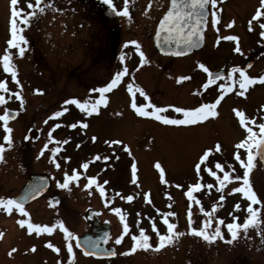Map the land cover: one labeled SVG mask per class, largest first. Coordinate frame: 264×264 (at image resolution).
Segmentation results:
<instances>
[{"label": "rangeland", "instance_id": "374dc122", "mask_svg": "<svg viewBox=\"0 0 264 264\" xmlns=\"http://www.w3.org/2000/svg\"><path fill=\"white\" fill-rule=\"evenodd\" d=\"M113 1L118 3L117 0ZM167 1L157 0L156 4L154 3L153 17H157V12L161 14L164 11L168 5ZM31 2L35 4V0ZM27 3L28 0H18L17 8L25 12L32 11L27 7ZM50 3L51 6L33 17L28 25L17 23V27L23 29L21 34L25 36L27 44H31L21 45L25 47V53L20 56L18 49L10 47L7 43L11 39L10 0H0V56L11 52L12 66L16 69L20 81V85L12 81L11 74L3 71V63L0 60V81H5L8 87L7 92L0 91V95L5 97V104L0 105V115L8 108L20 112L17 119L7 121L8 127L12 129L10 134L4 131V122L0 121V143L5 145L0 159V197L9 198L20 190L29 173L41 170L53 176V188L63 192L65 199L61 206H78L83 209L86 204L95 201L103 207L102 198L92 200L79 197L81 192H88L89 188L77 189L79 193L73 194L78 196L77 200L69 195L74 189L71 188L72 182L69 183L70 191L58 188L56 184V181H64V173H73L75 159L78 160L75 156L80 155V149L88 147L91 150L86 149L89 153L84 155L85 158L92 152L100 154L101 158L107 155L110 159L112 181L115 184L116 181L121 182V186L114 188L122 192V197L133 196V200L128 201L116 194L112 202V208L120 209V213L111 210L112 214L109 215L115 224V235H123L122 240L126 242L123 250L132 255V258L124 262L118 258L114 260V264H218V261L224 260L219 258L221 255L235 253L237 247H232L234 242H264V165L259 161L255 147L252 148L254 167L249 172V181L261 202L254 205L260 208V223L246 231L240 230L238 238L234 240L226 228L233 216H238L239 222H243L246 215L243 209L250 202L242 193L232 192V188L243 184L242 179L230 180L222 189L217 179L222 178L224 171H228L230 175L243 176L244 170L234 160V152L237 151L236 144L246 139L247 133L240 131L231 114V107L236 104L234 98L224 100L221 110L216 107V116H209L206 120L190 126L165 125L155 117L140 116L131 107L133 93L138 106L141 103L148 104L149 101L161 108H167L169 105L194 108L201 103H213L216 100V91L211 93L214 89H208L207 97L204 95L202 98L203 80H206V76L194 62L199 59L200 54H197V58L191 56L174 60L158 57L154 53L151 35L154 33L155 23H149L152 27L147 26L150 29L147 33L144 28L147 20L135 24L125 16L126 21L123 20L121 26L122 37L137 41L143 52L145 47L148 48L144 53L148 54L149 58L146 57L147 62L140 65L131 66L124 63V68L128 69L124 76L126 80H121L116 88L106 94L107 103L99 106L98 113L89 115L86 110L82 111L72 103L64 104V101L77 99L83 103L90 100L91 97L82 99L88 94V88L103 86L108 82L106 77L114 71V68H109L108 62H98L105 46V25L91 16L80 15L82 10L87 12L81 0H50ZM128 18L130 19L129 16ZM212 45L214 46V42H210L211 47ZM133 46L136 45L127 43L128 48ZM90 47L95 51L96 63L94 71L90 69L88 72ZM207 49L208 47L205 50ZM208 65L214 67L216 63L208 62ZM122 70L121 68L120 71ZM79 75L84 80H79ZM181 77L188 78L180 79ZM87 80L91 81L89 87H86ZM129 84L132 85V93L128 91ZM35 89H41L42 93L35 92ZM139 89H143L145 97L140 95ZM17 91L24 98L23 104L14 95ZM99 95L95 92L94 99ZM261 98L264 99V90L257 88L256 96H253L256 103L254 105H263L264 100L261 101ZM95 100L92 98L89 104ZM65 108L67 111H63ZM243 108L255 115L253 103L244 104ZM147 110L152 111L150 106ZM56 111L64 113L60 117H54L52 114ZM160 114L170 117L176 115L171 109ZM46 119L47 124L44 123ZM261 121L264 123V118ZM58 124H65L69 129L62 137L60 133L50 129ZM72 124H76V127H71ZM83 124L87 127H83ZM29 128L31 138L26 140ZM6 134L11 137V146L2 140ZM92 137L96 139L93 140ZM112 141H120V145L112 144ZM45 143H48V148L41 155ZM217 143L221 146L219 151L215 147ZM124 146H127V150ZM54 148L68 151L65 155L68 159L62 157V162L65 163L60 164L59 168L53 163ZM206 150H211L209 156L201 161L200 157ZM240 151L242 158L247 162V151ZM60 158L58 155L55 160ZM196 163L201 164V170H195ZM217 163L222 167L216 168ZM157 164L160 168L156 167ZM133 165L136 169L135 176L132 173ZM81 166L82 162L79 163V171ZM209 169L216 172L217 177H213ZM195 183L201 184V188L193 189L192 197H188L187 191ZM52 191L48 190L42 197H49ZM221 196L224 197L223 200L220 199ZM189 201L192 202L191 206ZM236 203L241 205L238 212L234 210ZM48 205L50 204L46 205L43 199H40L28 206V210L32 209L31 213L35 216L29 218V221L40 224V220L50 214L47 212ZM43 207H46L47 213L44 216L41 212ZM201 207L204 212H200ZM28 210L25 211L28 213ZM188 211L192 212V225L187 222ZM170 212L176 213L175 217H167L170 222L176 224L174 232L182 233L175 238L173 244L159 250L153 247L137 249L135 252L128 251L135 243L131 235H138L140 228L150 237V243H158L152 225L155 224L162 234H166L163 219ZM120 215L124 216L122 222ZM70 216L73 218L72 214ZM21 219H26V216L18 210L13 208L9 213L0 207V264H57L58 258L61 262L62 258L54 253L52 255L42 243L43 237L35 230L29 233L27 224L21 226L18 223ZM219 219H223L225 223L218 225ZM208 220H211V226L206 230L211 233L219 226L224 239L217 238L209 242L191 234V227H203L204 222ZM121 223L128 224L129 233H123ZM48 238L50 237L46 236L44 239ZM33 246L35 251L32 250ZM12 249L16 251L12 252Z\"/></svg>", "mask_w": 264, "mask_h": 264}, {"label": "flooded vegetation", "instance_id": "af4514ba", "mask_svg": "<svg viewBox=\"0 0 264 264\" xmlns=\"http://www.w3.org/2000/svg\"><path fill=\"white\" fill-rule=\"evenodd\" d=\"M83 4H85L87 12L81 11L80 15H88L93 17L95 20H98L102 22L103 28L106 39L104 40L105 46L103 47V51L99 55V60L108 62V66L110 69L114 68V71L111 72L106 78H108V82L113 78L114 74L120 69H124L123 64L128 63L133 65L141 64L139 56V53L136 51V46H133L132 48L127 47V43L131 40V38L124 39L121 35L122 32V21L125 20V16L122 14H119L122 12L123 8L125 7V0H117L118 3L112 0V3L109 4L106 2V0H81ZM157 0H127V7L129 9L130 13V19L126 17L131 23L137 24L140 21L147 20V24L144 27L145 31L149 33V28L152 26H149V23L154 24V33L155 28L158 23V20L163 15V13L168 8L170 0L167 1V7L164 9V11L161 14H158L157 17H153L152 9L155 11L154 3L156 4ZM150 4V6H149ZM261 0H218V3L216 5V15L219 17V21L216 24L212 23V7L209 5L208 7V19H207V27L205 30V39L203 46L200 50L194 51L193 53L183 56V57H191L198 56L197 54H200L199 59L196 62V65L198 63H204L205 66L209 69V71H218L222 72L225 77H227V74L229 70L233 66L237 67H243L245 68L247 74L249 76H259L264 75V37L260 36V27L259 25L261 23H264V17H261L257 20H253V17L255 16V13L257 10H260L264 12V9L260 7ZM113 11V13H111ZM79 15V13H78ZM149 19V20H148ZM252 20V28L249 29V21ZM234 24L231 28H227L226 25L233 22ZM149 28H148V27ZM218 29V31H217ZM152 32V41H153V35ZM226 36H238L239 37V47L241 48V52L237 53L235 52V47L237 46V42L233 40H226L223 39V37ZM134 38V37H133ZM135 39V38H134ZM210 42H214V46H210ZM126 43V44H125ZM31 45V44H27ZM140 46V45H139ZM208 47L207 50H205ZM144 48V47H143ZM211 48V49H209ZM90 49V55H88L89 59V67H87V71L89 72L90 69H93L95 67V57H94V49L91 47ZM147 49L145 47L144 52H147ZM155 52L151 50L152 52L156 53L158 57L165 58V59H179L183 57L178 58H170V57H164L160 55L156 48L154 47ZM140 50L141 49L140 46ZM123 54L124 59L121 60V55ZM145 54V53H144ZM210 55V56H209ZM209 56V57H208ZM148 57V54H145V58ZM149 58V57H148ZM147 60V59H146ZM208 62L210 63H216V66L210 67L208 65ZM248 65H251L249 68ZM127 66V65H126ZM202 70V69H201ZM203 71V70H202ZM204 72V71H203ZM205 73V72H204ZM206 80H203V85L207 82L208 74L205 73ZM79 80H84L83 77L80 75L78 76ZM92 79V78H91ZM233 79L238 80L239 74H233ZM121 80H126L125 77ZM88 84L86 87H89L91 81H88ZM231 81H228L227 79L218 80L213 84L208 85L207 88H203L204 93L202 94V98L207 97L208 95V89H214L211 93L216 91V98L220 95V93L223 91L220 88L221 84H229ZM106 84V83H105ZM104 84V85H105ZM101 87V86H99ZM98 87V88H99ZM262 88V91L264 90V83L257 81L255 84L250 85L247 90L245 91L244 96H240L238 93L241 91L239 88L238 83L234 84L232 86L231 92H225L224 97L221 100L220 104L217 105V110H221V107L223 106V101L228 98H234L233 101L236 102L231 107V114L233 118L235 119L236 124L238 125L240 131L246 132V129L240 124L239 117L236 115L235 110H239L245 113V117L249 120L255 119L256 124L250 125L254 128V131L259 133V129L257 127L258 124H260L262 119L264 118V102L263 105H254L255 100L253 99V96H256V89ZM91 88H88L85 96H83L82 99H85L87 97H91L88 102L92 101L94 99V93L90 92ZM210 93V94H211ZM105 93L104 95H106ZM77 97H79L77 95ZM201 97V96H200ZM260 100V99H258ZM264 99L261 98V101ZM254 106V110H256L254 113L255 115H251V113H248L245 108H243V105H249L252 104ZM256 106V107H255ZM227 111V110H226ZM99 112V111H98ZM96 112V113H98ZM223 112V111H221ZM64 112H62L63 114ZM66 113V112H65ZM94 113V114H96ZM224 113V112H223ZM67 114V113H66ZM65 114V115H66ZM20 115V112H19ZM78 118V117H77ZM232 124V122H230ZM59 127L54 126L53 128H50L51 130L60 133L61 137L65 135V131L68 132V128L65 124H58ZM233 125V124H232ZM31 128V127H30ZM29 128V129H30ZM48 131V130H47ZM247 133V132H246ZM31 138V134L29 136V139ZM27 139V140H29ZM85 146V145H83ZM87 147V146H86ZM82 148V146H81ZM90 148L80 149L78 154L80 155H74L75 157H78V160L75 159V170L80 173L79 181H69V183L72 182L73 190L70 191V194L72 198H76L78 196H74L73 194L79 193L77 189L80 188V190L85 189L84 184L87 183V177L90 176H96L97 177V183L103 184V181L107 180L109 183L106 185H103L105 188V195L101 197V194L99 192V189L96 187V185L90 186L88 192H81L79 194L80 198H91L94 200L95 198H102L103 207L96 204L95 201L89 202V204H86L83 209L81 207H70V206H61L63 204V200L65 199L63 197V192H61L58 189H54L53 185V176H51L49 173L45 171H33L31 173H46L50 176L51 179V185L48 190H53L49 197L43 198L42 196L48 192V190L38 197L36 200L32 201L29 205L25 206V210H28L32 203L43 199L44 203L50 204L51 203V197L54 195H58L59 197V205L58 206H52L51 204L48 205L47 208L50 214L43 219L40 220V225H48L51 227L53 224H56L57 221L62 220L64 222V225L73 233L74 239L72 240L73 243V254L67 253L66 249V243L65 240V234L62 229L59 227H56L53 232L47 233V232H40L39 235L43 237V244L47 246V244L50 242L54 245V247H59L61 249L60 253H56L54 248H49L52 252V255L54 253L55 256L62 258V261L58 262L57 264H114V260L120 258L123 260H128L129 258H132V255L126 251L123 250V247L125 246L124 240H122L121 244L117 245L115 243L117 235H115V224H113V221L111 220L112 217L109 215L112 214V202L115 198L116 194L120 195L122 197V192H120L119 189H115L114 187L118 185L121 186V182L116 181L115 184L110 175V159L107 161L101 159H95V157L98 155L96 153H90L88 154V158H85L84 155L89 153ZM82 150V151H81ZM257 151V149L255 150ZM68 152V151H67ZM67 152H65V149L59 150L58 154L55 155L57 157L58 155L61 156L59 160L56 159V162L60 164H64L65 161L62 162V157H65L67 155ZM258 153V151H257ZM100 155V154H99ZM82 156V157H81ZM68 157V156H66ZM101 157V156H100ZM81 158H83V161H81ZM74 161V160H73ZM82 162V165L84 163H88V168L84 169L82 166V169L79 171V163ZM29 173V175L31 174ZM87 174V175H85ZM28 175V177H29ZM86 178H85V177ZM242 177V175H241ZM26 182V181H25ZM24 185V184H23ZM22 185V186H23ZM21 186V188H22ZM78 187V188H77ZM20 188V190H21ZM116 190L115 193L113 190ZM18 192L15 194L9 196L11 198L12 196L17 195ZM79 198V199H80ZM78 200V199H77ZM100 200V199H99ZM101 201V200H100ZM107 201V202H106ZM189 206H191L192 202L189 201ZM15 209V208H14ZM31 209V208H30ZM46 207L41 208V212H43V216L46 213L45 211ZM88 209H93V215L92 220L94 223H98V225L104 229L106 227H109V237L108 241L103 243V248L106 251L115 250L116 255L114 256H106L103 255L101 257H96L94 255H87L84 253L83 249L80 248L75 241V237H84L86 235H92L93 234V226L92 224L86 219L85 215ZM107 209V210H106ZM32 210V209H31ZM31 210H28L29 215H33L31 213ZM73 215L71 218L70 215ZM25 216V215H24ZM42 216V214H41ZM35 216H26L25 220H30ZM122 222V221H121ZM38 224V223H37ZM123 224V223H121ZM104 227V228H103ZM105 230V229H104ZM50 237L48 239H44L45 237ZM89 248H92L93 245H95L97 242H88ZM100 243V242H99ZM237 247L234 250L233 255H221L219 258H223L224 260L218 261V264H264V242H234L232 244V247ZM50 252V254H51ZM102 252V251H101ZM56 259V257H55ZM204 258L202 257V260ZM122 262V261H121ZM123 264V263H121Z\"/></svg>", "mask_w": 264, "mask_h": 264}, {"label": "snow or ice", "instance_id": "6c2138e0", "mask_svg": "<svg viewBox=\"0 0 264 264\" xmlns=\"http://www.w3.org/2000/svg\"><path fill=\"white\" fill-rule=\"evenodd\" d=\"M107 3L111 4L112 0H106ZM218 3V0H170V7L168 10L164 13L163 17L159 21V27L161 32L165 33L164 40L165 41H171L174 38L176 39V42L179 44H183L184 48L188 51H190L193 47L199 45L200 39H202V26L205 25L207 22V11L209 5L212 7V23L216 24L219 21V17L216 15V5ZM18 0H10L11 5V18H10V30H11V39L8 40V45L12 48L18 49V54L20 56H23L25 53V47L21 45H26L27 41L24 35H22V28L17 27V23H21L22 25H28L30 20L35 17L38 13H42L45 11L46 7H50L51 3L50 0H35V4L31 2V0H28L27 7L29 9H32V11L25 12L23 9L17 8ZM150 6V4H149ZM260 7L264 9V0H261ZM126 17L130 16L129 9L127 7V0H125V7L123 8L122 12L119 13ZM261 17H264V12L257 10L255 13V16L253 17V20H257ZM234 24V21L227 24V28H231ZM261 31L260 36L264 37V23H261L259 25ZM252 28V20L249 21V29ZM218 31V29H217ZM160 33H157V36H159ZM223 39L226 40H233L237 42V46L235 47V52L240 53L241 48L239 47V37L238 36H226L223 37ZM128 43L132 45H136V51L139 53V56L141 57L140 63L144 64L147 62L145 58V54L143 51L140 50V46L137 41H129ZM182 54L181 52L177 51L176 55ZM124 59L123 54L121 55V60ZM0 60H2L3 63V71L6 73L11 74V79L14 81L17 85H20V81L17 78V71L12 66V54L11 52H5L2 56H0ZM198 68L202 69L205 73L208 74L207 82L203 85L204 88H207L208 85L215 83L218 80L227 79L228 81H231L229 84H221L220 88L223 90L220 95L216 98V100L213 103H201L198 107L194 108H185V107H179L174 105H169L167 108H161L157 107L155 104H151L149 101L148 104L141 103L139 106L136 103L135 100V93H133V99L131 101V107L137 111V113L142 117H155L156 120L163 122L165 125H172V126H190L195 125L198 122H202L206 120L209 116H216L217 113L215 111L217 105L220 104L221 100L224 97L225 92H231L232 86L234 84L239 85V88L241 91L238 93L240 96L245 95V91L247 88L255 84L257 81L264 83V75L259 76H249L243 67H237L233 66L228 74L227 77L224 76L222 72H211L209 69L205 66L204 63H198ZM250 68L251 65H248ZM128 72V69L125 67L122 71H118L114 74L113 78L107 82L105 85L99 87L90 89V92H98L100 95L99 97L91 104H89L88 100H85L83 103H81L80 100L77 99H71V100H65L64 104H75L77 105L82 111H87L89 115L92 113L98 112L99 106L106 105L107 103V97L104 95L105 93L110 92L112 89L116 88L117 85L120 83L122 77H124ZM239 74V79L235 80L233 79V74ZM188 77H181L180 79H187ZM0 91L7 92L8 87L5 81H0ZM37 93H42L41 89H35L34 90ZM128 91L130 93L133 92L132 85H128ZM140 95L142 97L146 96V93L143 91V89L138 90ZM15 97L21 101V104H23V96L19 91L14 93ZM11 99V97H9ZM5 104V97L4 95H0V105ZM151 107L152 111H148L147 108ZM168 109H171L174 114H176L174 117H170L169 115H161L162 112H167ZM63 111H67V109H63ZM236 115L240 118L239 122L240 124L246 129L247 132V138L242 139L236 144L237 151L234 152V160L237 161L240 165V167L244 170L243 176L240 175H230L228 171H224L222 178L217 177V173L214 171H211L210 169L208 171L211 172V175L213 177H217L220 183L221 189L224 187L225 183L230 180L240 181L243 180V184L239 187L232 188V192L235 193H242L243 197L247 198L248 201H250L246 208L243 210L245 211L246 215L242 223L239 222L238 216H233L231 222H228L226 224L227 231L231 234V239L234 240L238 238L240 234V230H247L249 227H256L259 225L260 221L258 219L260 214V208L254 207V205L260 204V200L258 199L257 193L252 189L250 181H249V172L254 167L253 160V152L252 148L255 147L257 151L259 152L261 150V146L264 145V123H260L257 125L259 129V133L254 131V128L250 125H255L256 121L255 119L249 120L245 117V113L239 110H235ZM15 114V113H14ZM54 117H60L62 115V111H56L52 114ZM9 113L6 110L3 115H0V121L4 122V131L6 133H11L12 129L8 127L7 121L9 120ZM47 119L44 121L45 124H47ZM71 127L75 128L76 124L70 125ZM83 127H87L86 124L82 125ZM59 127V125H57ZM50 134V133H49ZM25 139H28V136L25 137ZM93 140H95V137H92ZM2 140L5 142H8V145L11 146V137L10 135L6 134L2 137ZM67 142V141H65ZM112 144L120 145V141H112ZM79 147V144L77 145ZM127 150V146H124ZM216 150H220V144H216ZM48 148V143H45L43 145V148L41 149L40 154H44V150ZM5 145L3 143H0V159H2V153L4 152ZM240 150H246L247 151V162L244 158L241 156ZM59 151V149H52L53 153V163L57 168L60 167L59 163L55 160V153ZM209 151L206 150L203 153V156L200 157V160L203 161L209 156ZM65 159H68L65 157ZM95 159H101L99 155L95 157ZM103 160L107 161L109 157L107 155L102 157ZM84 169L88 168V163H84L82 165ZM157 168H160V165H156ZM216 168H221L222 166L217 163L215 165ZM231 167V165H229ZM195 170L199 171L201 170V164L196 163L194 165ZM135 165L132 166V173L133 176H135ZM234 172L235 169H232ZM80 173L77 172L75 169L73 170V173L69 175L68 173H64V181H56L57 187L61 189H68L69 188V181H79ZM161 177L163 178V169H161ZM109 182L107 180L103 181V184L97 183V177L96 176H90L87 177V183L84 184V188L88 189L92 185H96V187L99 189V192L101 196L105 195V188L103 185L108 184ZM166 183V181H165ZM177 187H180V185H177ZM201 188V184L195 183L191 186L190 189L187 191L188 197H192V191L193 189H199ZM41 188L34 189V192L31 194H28L26 198H30L31 195H39L41 192ZM122 199H126L128 201L133 200V196L128 195L127 197H121ZM221 200L224 199L223 196L220 197ZM107 202V201H106ZM0 207L4 208L7 212L11 213L13 211V208L18 210L20 213H23L25 216L28 215V213L25 211L24 205L22 202H19L12 198H2L0 197ZM112 211L116 213H120L119 208H112ZM235 211L241 210V205L239 203H236L234 205ZM159 211V210H157ZM200 212H204L203 207L200 208ZM231 215V214H230ZM168 216L175 217V212H170L165 215L163 219V225L166 226V234H162L156 227L155 224L152 225V229L154 234L158 237V243L153 245L149 242L150 237L145 234V230L143 228L139 229L138 235H131V239L135 242L133 246L128 250L130 252H135L137 249H151L155 247L157 250L164 248L166 245L173 244L176 237H179L182 235V233L174 232V229L176 228V224L169 221L167 218ZM120 220H124V216L120 215ZM187 222L189 225H192L194 223L192 219V212H187ZM18 223L21 226H24L27 224L28 232L31 233L34 230L39 234L40 232H47L51 233L56 227H59L63 230L65 234V240L66 243V249L67 253L73 254V243L72 240L74 239L73 233L64 225V222L62 220L57 221L56 224H53L51 227L48 225H40V224H33L29 220L21 219L18 221ZM218 225H222L225 223L223 219L218 220ZM211 226V220L205 221L203 227H191L190 232L193 235H197L201 238H203L205 241H215L217 238L224 239L223 233L221 231V228L219 226L215 227L214 232H209L206 229ZM123 233H129V226L127 223L123 224ZM2 235V233H0ZM123 239V235L116 237L115 243L117 245L121 244ZM76 244L78 246H83L82 241L79 237H75ZM99 245H93V247H98ZM47 247L54 248L56 253H60L61 249L59 247H54L52 243H48ZM87 247V246H84ZM33 251H35V246H33ZM15 249H12V252H15ZM11 255V252L9 253ZM87 254V253H86ZM92 255H97V253L92 252ZM108 256H114L116 255L115 250H110L106 253Z\"/></svg>", "mask_w": 264, "mask_h": 264}, {"label": "water", "instance_id": "95a60500", "mask_svg": "<svg viewBox=\"0 0 264 264\" xmlns=\"http://www.w3.org/2000/svg\"><path fill=\"white\" fill-rule=\"evenodd\" d=\"M169 7H170V3H169L168 8ZM168 8H167V10H168ZM111 13H113V11ZM164 13H163V15H164ZM163 15L160 17V19L163 17ZM160 19H159V21H160ZM207 19H208V11H207ZM159 21L157 23V26L155 28V33L153 36V43H154V46H155V48L159 54H161L165 57H182L185 55H189V54L193 53L194 51L200 50L201 47L203 46L207 22L205 23V25L202 26V32H201L202 39H200L199 45L193 47L190 51H188L184 48L183 44L177 43L175 38L171 41H165L164 40L165 33L161 32L160 27H159ZM158 32L160 33L159 36H157ZM177 51L181 52L182 54L176 55ZM215 72H218V71H213V73H215ZM7 111L9 113V117H10L9 121H12V120H15L18 118L19 110L7 109ZM27 136L29 139L30 132H28ZM258 156H259L260 162L264 165V145L261 146V150L258 152ZM50 185H51V179H50V176L48 174H46V173H32L31 175H29L27 181L25 182V184L21 188L19 194H17L16 196H13L12 199H15L19 202H22L23 205L25 206V205L29 204L31 201H33L34 199H36V198L40 197L42 194H44L49 189ZM41 186H42V189H41V192L39 195L33 194L30 196V198H26V196H28V194H31L34 192V189L41 188ZM50 201H51V204L54 206L59 205L58 195H54L53 197H51ZM93 212H94L93 209H88L86 212V215H85L86 219L93 226V234L92 235L88 234L84 237H79L80 240L82 241V245H83V246H79V247L82 248L84 253L85 254L87 253V255H92L91 253L95 252V253H97V255H94V256L101 257L103 255H106V253L108 252L103 248L102 245L104 242L108 241L109 227H106V228L103 227L105 229L104 230L98 225V223H94L92 220ZM88 242H97L96 244H98L99 246L98 247L92 246V248H89ZM84 246H87V247H84ZM106 256H108V255H106Z\"/></svg>", "mask_w": 264, "mask_h": 264}]
</instances>
